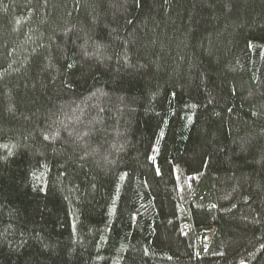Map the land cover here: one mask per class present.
<instances>
[{
	"label": "trees",
	"instance_id": "obj_1",
	"mask_svg": "<svg viewBox=\"0 0 264 264\" xmlns=\"http://www.w3.org/2000/svg\"><path fill=\"white\" fill-rule=\"evenodd\" d=\"M0 264H264V0H0Z\"/></svg>",
	"mask_w": 264,
	"mask_h": 264
}]
</instances>
